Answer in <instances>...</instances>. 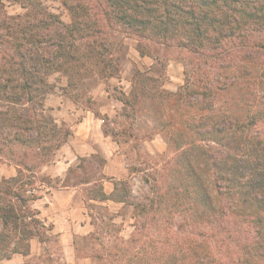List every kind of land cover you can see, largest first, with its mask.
I'll return each instance as SVG.
<instances>
[{
  "label": "rangeland",
  "instance_id": "obj_1",
  "mask_svg": "<svg viewBox=\"0 0 264 264\" xmlns=\"http://www.w3.org/2000/svg\"><path fill=\"white\" fill-rule=\"evenodd\" d=\"M40 2L69 22L60 0ZM5 10L10 15L31 12L10 1ZM248 51L250 61L233 62L116 34L111 65L105 71L86 65L69 84L64 73L54 72L45 76L48 87L33 93V99L16 102L7 89L0 91V180L17 176L30 189L26 195L39 196L22 209L10 194H2L5 203H14L17 216L25 215L22 224L31 214L39 219L35 222L39 235L23 239L21 229L16 230L8 247L19 237L18 252L0 259V264H123L118 253H127L128 258L134 254L136 249L125 243L134 236L149 249L175 234L206 230V226L179 227V217L168 216L181 189L187 157L180 149L189 142L185 125L201 122L207 127L212 114L220 121L242 112V120L250 112L258 99L255 92L261 91L253 87L249 95L247 74L237 77V70L246 64L251 75L263 77L264 49ZM3 61L0 57V65ZM1 68L4 81L12 74ZM196 82L211 85L214 96L193 95ZM141 83L144 95L123 104L120 98L134 88L140 90ZM180 88L183 98L177 93ZM32 115L52 117L61 127L65 142L58 149L48 153L44 147L22 146L11 139L14 130L25 132L20 121ZM172 129L177 130L173 142L168 136ZM258 132L264 135V123H259ZM199 145L207 149L209 143ZM120 181L127 183L133 203L145 205L144 212L112 199L98 200L100 189L110 194Z\"/></svg>",
  "mask_w": 264,
  "mask_h": 264
},
{
  "label": "trees",
  "instance_id": "obj_2",
  "mask_svg": "<svg viewBox=\"0 0 264 264\" xmlns=\"http://www.w3.org/2000/svg\"><path fill=\"white\" fill-rule=\"evenodd\" d=\"M7 1L22 9L29 7L31 12L10 15L5 10ZM60 2L69 13V22L44 9L40 0H0V57L4 59L0 67L12 74L4 81L0 79V91L7 89L9 98L16 102L29 99L42 86L48 87L45 76L54 72L64 73L69 84L86 65L100 66V71L108 69L116 34L134 35L195 55L211 53L212 58L233 62L250 61L252 53L248 49H264V0ZM255 36L263 40L256 41ZM248 70L244 64L242 70H237V77L247 74L244 81L249 95L253 87L261 92H255L257 102L242 120V112L237 118L227 116L220 121L212 114L207 127L201 122L185 125L189 142H183L180 149L187 157L182 166L181 189L168 216H178L179 227L207 229L197 230L196 235L175 234L165 241H155L156 246L149 249L134 236L125 242L136 249L134 254L128 258L127 253L119 252L117 260L123 264H264V135L258 132L259 123H264V76L256 78ZM14 73L19 78H13ZM192 85L193 95L214 96L211 85ZM144 87L141 83L140 90L134 88L120 101L128 104L131 99L138 100L144 95ZM177 93L184 97L183 88ZM20 124L25 132L21 128L11 135L18 145L44 147L50 153L65 142V134L52 117L43 120L32 115ZM175 131L168 133L171 142ZM202 141L209 143L207 149L199 145ZM16 177L0 180V259L18 252L19 237L11 249L8 247L16 230L21 229L23 239L39 235L35 223L39 219L31 214L22 224L25 215L17 216L14 203H5L2 197L10 194L22 209L26 201L39 197L26 195L30 189ZM89 198L94 197L89 194ZM107 199L146 210L144 204L132 202L124 181L114 185L110 194L100 189L98 200Z\"/></svg>",
  "mask_w": 264,
  "mask_h": 264
}]
</instances>
